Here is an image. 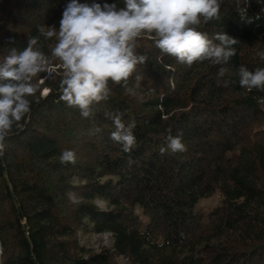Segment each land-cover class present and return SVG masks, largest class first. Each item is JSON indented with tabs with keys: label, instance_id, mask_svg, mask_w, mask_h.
<instances>
[{
	"label": "trees",
	"instance_id": "1",
	"mask_svg": "<svg viewBox=\"0 0 264 264\" xmlns=\"http://www.w3.org/2000/svg\"><path fill=\"white\" fill-rule=\"evenodd\" d=\"M69 2L0 0V62L39 37L34 48L55 69L33 78L43 83L28 97L31 110L3 141L0 264H264V91L248 92L237 75L241 65L264 68V0H218L220 18L197 26L209 38L237 39L227 64L188 67L142 35L135 52L145 62L127 88L109 80V98L92 106L90 119L60 100L57 39L38 31H58ZM79 2L124 7V0ZM221 67L228 87L218 85ZM105 112L135 121L130 153L110 139L115 128ZM169 130L186 150L160 155ZM65 149L75 151V164L60 162ZM215 193L219 203L200 209ZM105 233L112 247L81 243Z\"/></svg>",
	"mask_w": 264,
	"mask_h": 264
},
{
	"label": "clouds",
	"instance_id": "2",
	"mask_svg": "<svg viewBox=\"0 0 264 264\" xmlns=\"http://www.w3.org/2000/svg\"><path fill=\"white\" fill-rule=\"evenodd\" d=\"M219 9L218 0H124V7L119 9L115 3L102 5L70 0L62 12L58 31L54 25L38 27L45 39H57L51 56L60 61L59 67L63 70L60 100L69 108L78 109L82 118H92L95 115L92 106L109 98V80L115 84L123 82L127 88L136 66L145 62L146 57L135 52L136 41L144 34L154 41L161 53L175 57L188 67L205 60L213 65L227 64L236 54L233 45L237 39L226 33L209 38L207 33L197 30L202 21L219 19ZM38 39L30 38L22 51L13 48L0 62V152L13 125L20 127L19 122L31 110L28 97H34L43 83L40 80L34 84L33 78L41 72L55 71L49 58L34 48ZM258 55L264 60V51ZM225 73L226 69L221 67L217 82L228 87L229 81L221 83L219 80ZM237 75L240 87L248 92L264 91V68L250 71L241 65ZM136 79L139 82L141 77ZM48 92L44 89L41 96L46 97ZM260 102L264 103V98H260ZM104 115L115 128L110 139L130 153L136 147L135 121L125 125L118 113L105 112ZM100 131L97 127L96 132ZM165 143L166 147L159 150L160 155L186 150L182 136H173L171 130ZM60 162L75 164V151L63 150Z\"/></svg>",
	"mask_w": 264,
	"mask_h": 264
},
{
	"label": "rangeland",
	"instance_id": "3",
	"mask_svg": "<svg viewBox=\"0 0 264 264\" xmlns=\"http://www.w3.org/2000/svg\"><path fill=\"white\" fill-rule=\"evenodd\" d=\"M220 201V195L215 193L210 198H204L200 201L199 207L203 209L205 212H208L214 206H216ZM100 204L103 205L102 202ZM81 243L85 244L88 248H92L94 250H100L102 248H109L112 247L113 240L109 233L105 234H94V235H87L85 237H81ZM121 263L125 262V259L119 258Z\"/></svg>",
	"mask_w": 264,
	"mask_h": 264
}]
</instances>
